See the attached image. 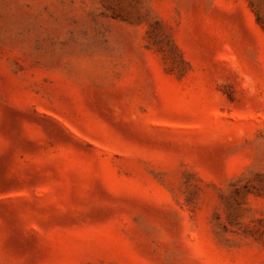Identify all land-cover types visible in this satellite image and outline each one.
<instances>
[{
    "label": "rangeland",
    "instance_id": "rangeland-1",
    "mask_svg": "<svg viewBox=\"0 0 264 264\" xmlns=\"http://www.w3.org/2000/svg\"><path fill=\"white\" fill-rule=\"evenodd\" d=\"M0 264H264V0H0Z\"/></svg>",
    "mask_w": 264,
    "mask_h": 264
}]
</instances>
